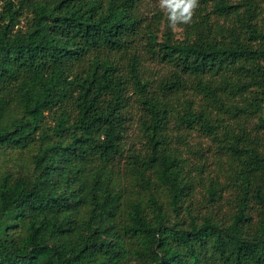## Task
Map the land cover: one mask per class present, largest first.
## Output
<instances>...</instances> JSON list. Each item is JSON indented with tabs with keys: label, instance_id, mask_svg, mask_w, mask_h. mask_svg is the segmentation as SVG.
<instances>
[{
	"label": "trees",
	"instance_id": "1",
	"mask_svg": "<svg viewBox=\"0 0 264 264\" xmlns=\"http://www.w3.org/2000/svg\"><path fill=\"white\" fill-rule=\"evenodd\" d=\"M170 16L0 0V264H264V0Z\"/></svg>",
	"mask_w": 264,
	"mask_h": 264
},
{
	"label": "rangeland",
	"instance_id": "2",
	"mask_svg": "<svg viewBox=\"0 0 264 264\" xmlns=\"http://www.w3.org/2000/svg\"><path fill=\"white\" fill-rule=\"evenodd\" d=\"M145 4L147 6L148 10H161L163 12H167V5L162 6L161 0H145ZM25 25V21L22 22V26ZM181 29L176 30V37L179 38L181 37ZM147 67L150 68L151 70H153V72H157L160 70V67L157 64L154 63H147ZM139 137L137 136V132L136 130L132 133V144H135L136 146H140L139 145ZM190 143L192 146H194V148L196 150H200L201 152H203L204 156L208 159V164H209V168L212 171L216 170V158L214 157V147L212 146L211 141H209L208 139H205L201 136H198L197 134H194L191 139H190ZM18 157V155L16 154H12L8 159L9 160H14ZM24 160H26V157H24ZM10 166L12 164H9Z\"/></svg>",
	"mask_w": 264,
	"mask_h": 264
},
{
	"label": "clouds",
	"instance_id": "3",
	"mask_svg": "<svg viewBox=\"0 0 264 264\" xmlns=\"http://www.w3.org/2000/svg\"><path fill=\"white\" fill-rule=\"evenodd\" d=\"M162 6L171 9L170 20L175 24L177 20L187 23L191 19L192 10L197 5V0H161ZM179 10V14L178 11Z\"/></svg>",
	"mask_w": 264,
	"mask_h": 264
}]
</instances>
